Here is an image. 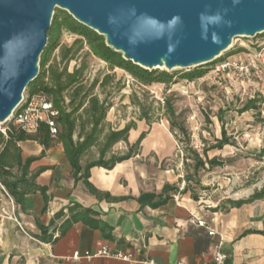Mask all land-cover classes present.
Here are the masks:
<instances>
[{"label":"crops","instance_id":"crops-1","mask_svg":"<svg viewBox=\"0 0 264 264\" xmlns=\"http://www.w3.org/2000/svg\"><path fill=\"white\" fill-rule=\"evenodd\" d=\"M134 122L130 146L147 132L139 153L112 169L92 168L87 180H75L57 140L49 149L34 141L19 144L24 160L36 158L30 172H40L36 182L47 189L49 201L38 192L19 205L10 195L13 213L0 184V264H126L113 258L73 259L76 252L95 253L100 244L137 262L159 264H202L222 244L229 256L226 264H264V199L220 211L198 204L190 192H170V199L158 207L141 201L145 194L159 196L166 185H178L179 176L166 167L176 156L177 142L170 129L165 133V123L149 127L145 121ZM128 144L121 142L115 150L119 146L126 151ZM75 205L88 213L62 235L57 231L55 241L43 239L45 232L52 235L61 227L70 217L68 208ZM63 211L64 217L55 219ZM208 230L215 235L209 236Z\"/></svg>","mask_w":264,"mask_h":264},{"label":"water","instance_id":"water-1","mask_svg":"<svg viewBox=\"0 0 264 264\" xmlns=\"http://www.w3.org/2000/svg\"><path fill=\"white\" fill-rule=\"evenodd\" d=\"M56 11L150 72L212 65L235 39L264 34V0H0V124L41 75Z\"/></svg>","mask_w":264,"mask_h":264},{"label":"trees","instance_id":"trees-1","mask_svg":"<svg viewBox=\"0 0 264 264\" xmlns=\"http://www.w3.org/2000/svg\"><path fill=\"white\" fill-rule=\"evenodd\" d=\"M64 31L77 35L82 40H77L72 46L61 47L60 39ZM48 39V46L41 58V75L37 81L28 87L27 96H45L53 103L55 109L59 112L56 118L59 127L58 135L53 138L46 123H42L35 133H26L12 125L6 129V134L0 131V184L6 188L19 205L24 204L27 196L38 192L43 195L46 203L49 201L47 189L40 187L36 182L40 172L34 174L30 172V166L36 161V158L24 160L19 146L20 143L34 141L41 144L45 149H49L53 142L57 140L64 147L65 157L72 168L75 180L80 181L87 180L90 170L94 167L112 169L116 164L136 156L140 151L142 141L147 136V132H143L137 142L130 146L128 144L129 132L136 128L135 122L127 124L123 129H114L107 124L106 118L113 105L108 102L107 98L101 99L95 93V89L98 86L104 88L108 83V79L100 81L99 78H95L88 84L86 76L88 65L86 62L73 72L68 71V63L77 59L84 42L87 43L90 52L95 57L109 64L111 68H120L128 72L145 86L154 83L171 85L174 83L175 78L174 75L164 71L150 72L126 62L121 54L106 46L102 36L79 24L63 11H59L55 16ZM58 49L61 50L60 62L50 64L54 53ZM242 51L244 49L238 50V52ZM46 67L48 68L46 69ZM205 74L206 72L202 68H198L183 74L182 79L193 82L202 78ZM133 104L140 109L139 120L145 121L151 127L154 123L152 120L154 111L152 104L145 105L136 96ZM263 106L264 95H258L247 100L237 111L240 114L255 112L258 120L264 123ZM158 110L164 112L170 125V131L175 138L189 147L192 141L190 132L186 126V121L182 119V113H178L173 101L166 98L163 101V106ZM215 141L216 144L211 149L222 150L227 145H235V142H232L227 136L224 128L222 138ZM121 142L127 143L128 149L124 152H115V146ZM188 152L194 159V171L196 173L200 170L224 165V162L217 157L209 159L207 150L204 151L205 159L192 148H189ZM260 153L264 155V149ZM170 192L187 193L190 192V188L187 186L180 190L178 185H166L161 195L145 194L141 197V201L149 203L153 207L162 206L170 199L168 195ZM190 193L195 201L199 200L196 194ZM155 199H158V202L152 203ZM262 199H264V188L256 191L249 199L227 200L224 205L213 210L220 211L241 207ZM67 212L70 217L60 228H56L52 235H47L45 232L46 236L43 239L51 242L55 241L57 231L62 235L80 216L88 213L78 205L68 208ZM64 215V211L60 212L55 219H60Z\"/></svg>","mask_w":264,"mask_h":264},{"label":"rangeland","instance_id":"rangeland-1","mask_svg":"<svg viewBox=\"0 0 264 264\" xmlns=\"http://www.w3.org/2000/svg\"><path fill=\"white\" fill-rule=\"evenodd\" d=\"M58 12L56 11V15ZM77 40L82 39L64 31L60 45L69 47ZM239 49L244 51L238 52ZM258 53H262V59L257 64L260 68L257 74L252 71L250 76L244 75L240 66L221 71L216 69L218 64L223 65L228 60H239L246 66ZM60 55L61 50L58 49L50 64L60 62ZM84 62L88 65V84L95 78L100 81L108 79L107 85L104 88L96 87L95 93L101 99L107 98L113 105L106 122L114 129L140 121V109L133 104L136 96L141 103L152 104V120L161 126L165 123V133L169 135V122L164 112L158 109L163 106L166 98L173 101L178 113H182V119L186 121L192 141L188 147L173 135L177 142V153L166 163V167L179 176L180 190L188 186L190 192L199 197L198 204L217 208L227 200L249 199L256 191L264 188V155L260 153L264 149V123L258 120L255 112L240 114L237 111L247 100L264 95V34L256 38L235 39L232 49L219 62L201 67L206 74L193 82L182 79V75L198 68L169 71L175 76L171 85L154 83L145 86L128 72L111 68L109 64L95 57L86 42L83 43L77 59L68 63V71L73 72ZM27 93L28 90L25 97ZM108 118L110 122L107 121ZM8 126V123L0 124V131H6ZM223 128L235 145H227L222 150L211 149L216 144L215 140L222 138ZM189 148L198 151L204 159V151L207 150L209 159L217 157L224 165L196 173ZM114 151L124 152L120 151L119 146Z\"/></svg>","mask_w":264,"mask_h":264},{"label":"built area","instance_id":"built-area-1","mask_svg":"<svg viewBox=\"0 0 264 264\" xmlns=\"http://www.w3.org/2000/svg\"><path fill=\"white\" fill-rule=\"evenodd\" d=\"M261 59L262 53H258L257 55H255L250 64L246 66L239 60L238 62H232L228 60L224 62L223 65L218 64L216 66V69L217 71H221V69L225 70L230 67L238 68L240 66V70L244 73V75L250 76L252 74V71H254L256 74L260 72V68L257 64L261 62ZM58 115L59 112L55 109L53 103L49 101L47 97L41 95L26 96L23 104L20 106V108H18V110L14 113V115L7 123L26 133H35L38 131L42 123H46L48 124V127L50 129L51 136L55 138L59 133V127L56 123V118L58 117ZM3 133L6 134V131H3ZM1 188L6 198H8V200L10 201L12 212L14 213L15 204L13 198L3 186H1ZM1 213L4 216L12 218V216H10L5 209H2ZM198 224L201 227H207L206 223L204 222H199ZM208 234L209 236H214L215 232L213 230H208ZM98 257L113 258L125 262L126 264H159L154 260L137 262L128 255L110 250L109 247L104 244H100L98 250L95 253L86 252L85 254H81L80 252H76L73 256V259L91 260ZM228 258L229 256L222 249V244H219L216 246L212 260L204 262L202 264H226ZM178 264L184 263L179 262Z\"/></svg>","mask_w":264,"mask_h":264}]
</instances>
